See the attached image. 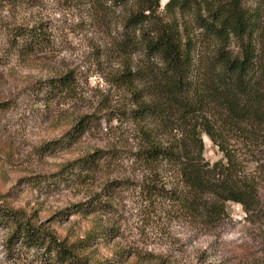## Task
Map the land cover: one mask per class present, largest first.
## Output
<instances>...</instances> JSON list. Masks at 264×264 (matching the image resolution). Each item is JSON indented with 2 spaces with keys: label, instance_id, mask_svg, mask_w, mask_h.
I'll return each mask as SVG.
<instances>
[{
  "label": "rangeland",
  "instance_id": "rangeland-1",
  "mask_svg": "<svg viewBox=\"0 0 264 264\" xmlns=\"http://www.w3.org/2000/svg\"><path fill=\"white\" fill-rule=\"evenodd\" d=\"M129 6L0 0V203L24 210L67 243L85 239L79 253L95 264H264V225L239 204L228 202L225 218L210 228L144 193L146 182L173 184L176 177L164 171L155 178L133 159L140 124L124 114L134 104L120 83L127 56L117 45ZM258 10L254 39L263 52L264 1ZM32 27L42 41L26 53L13 37ZM142 54L132 50V68ZM66 73L68 86L53 91L46 80ZM82 118L83 131L74 136ZM201 139L203 159H219L208 137ZM95 151V169L81 170L76 160ZM90 196L98 200L94 211H74ZM7 232L0 227V264H37L35 253L7 251Z\"/></svg>",
  "mask_w": 264,
  "mask_h": 264
},
{
  "label": "trees",
  "instance_id": "trees-1",
  "mask_svg": "<svg viewBox=\"0 0 264 264\" xmlns=\"http://www.w3.org/2000/svg\"><path fill=\"white\" fill-rule=\"evenodd\" d=\"M108 1L130 3L119 50L127 59L139 47L143 53L140 65L132 68L126 59L118 75L134 104L124 114L140 124L142 141L133 159L155 178L164 171L176 177L173 184L146 182L144 193L176 204L183 215L210 228L225 218L228 202L264 225V51L254 39L264 0H254L252 8L247 0ZM14 35V46L26 53L42 41L35 27ZM201 41L207 47L197 44ZM70 79L66 73L46 82L59 91ZM84 124V118L75 123L74 136ZM202 134L219 159H203ZM100 155L95 151L76 162L90 172ZM96 202L90 196L74 211L92 212ZM0 227L8 231L4 246L13 255L35 253L37 264H95L79 253L85 239L67 243L22 209L0 203Z\"/></svg>",
  "mask_w": 264,
  "mask_h": 264
}]
</instances>
